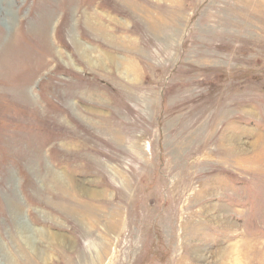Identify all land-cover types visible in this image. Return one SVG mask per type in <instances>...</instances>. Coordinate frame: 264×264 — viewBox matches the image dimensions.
Segmentation results:
<instances>
[{
	"label": "rangeland",
	"instance_id": "374dc122",
	"mask_svg": "<svg viewBox=\"0 0 264 264\" xmlns=\"http://www.w3.org/2000/svg\"><path fill=\"white\" fill-rule=\"evenodd\" d=\"M0 264H264V0H0Z\"/></svg>",
	"mask_w": 264,
	"mask_h": 264
},
{
	"label": "bare ground",
	"instance_id": "6f19581e",
	"mask_svg": "<svg viewBox=\"0 0 264 264\" xmlns=\"http://www.w3.org/2000/svg\"><path fill=\"white\" fill-rule=\"evenodd\" d=\"M108 37H109V40H114V37H112L111 35L110 36L108 35Z\"/></svg>",
	"mask_w": 264,
	"mask_h": 264
}]
</instances>
